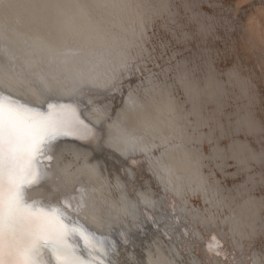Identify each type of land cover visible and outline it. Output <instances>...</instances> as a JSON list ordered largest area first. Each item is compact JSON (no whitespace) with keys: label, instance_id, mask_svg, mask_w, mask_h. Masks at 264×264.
<instances>
[{"label":"bare ground","instance_id":"obj_1","mask_svg":"<svg viewBox=\"0 0 264 264\" xmlns=\"http://www.w3.org/2000/svg\"><path fill=\"white\" fill-rule=\"evenodd\" d=\"M261 12L264 0H0V81L34 102L17 73L57 77L34 50L56 56L73 80L50 79L49 98L96 130L57 142L54 178L32 195L83 196L80 222L115 243L109 264H264ZM213 235L229 259L208 253Z\"/></svg>","mask_w":264,"mask_h":264},{"label":"snow or ice","instance_id":"obj_2","mask_svg":"<svg viewBox=\"0 0 264 264\" xmlns=\"http://www.w3.org/2000/svg\"><path fill=\"white\" fill-rule=\"evenodd\" d=\"M255 25L256 19H250L249 27ZM260 28L264 35V12L260 14ZM34 53L40 63L56 65L58 73L53 77L50 72L18 71L34 86L39 97L36 101H29L27 93L0 81V264H109V249H114L115 243L80 222V215L88 208L83 196L65 194L51 202L32 195L53 180V161L61 138L88 140L96 135L77 104L49 98L50 79L73 80L59 67L58 58L40 56L38 50ZM69 54L83 57L80 52ZM11 62L12 57L0 49V68ZM82 62L87 64L88 60L83 58ZM119 86V81H113L109 90L117 91ZM137 95L142 96V90L128 91V108L136 107ZM121 236L125 243L131 239L127 233ZM205 247L211 256L229 259L230 254L215 235ZM232 264H236L234 256ZM247 264H256L255 258L249 256Z\"/></svg>","mask_w":264,"mask_h":264},{"label":"water","instance_id":"obj_3","mask_svg":"<svg viewBox=\"0 0 264 264\" xmlns=\"http://www.w3.org/2000/svg\"><path fill=\"white\" fill-rule=\"evenodd\" d=\"M80 112H81V108H79ZM86 122V121H85Z\"/></svg>","mask_w":264,"mask_h":264}]
</instances>
